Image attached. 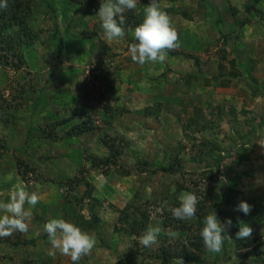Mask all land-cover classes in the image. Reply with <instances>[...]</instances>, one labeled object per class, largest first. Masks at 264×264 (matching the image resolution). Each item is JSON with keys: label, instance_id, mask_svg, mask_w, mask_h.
I'll list each match as a JSON object with an SVG mask.
<instances>
[{"label": "rangeland", "instance_id": "1", "mask_svg": "<svg viewBox=\"0 0 264 264\" xmlns=\"http://www.w3.org/2000/svg\"><path fill=\"white\" fill-rule=\"evenodd\" d=\"M205 1L160 0L179 42L163 63L131 60L130 20L123 39L103 38L101 0H33L32 39L16 28L1 33L18 40L6 53L0 37V201L14 185L40 199L26 233L0 238V264H71L49 254L43 226L53 218L95 237L78 264H164L162 248L193 251L197 215L211 211L232 220L227 230L244 222L264 236V214L244 220L228 204L221 215L215 206L217 197L264 198V91L254 92L249 78L264 87V0ZM148 2L126 18L143 20ZM212 77L217 84L206 85ZM86 117L89 129L78 127ZM246 135L244 160L233 164ZM182 191L199 198L186 220L170 211ZM157 222V242L140 245ZM201 244L203 262L184 264H251V248L226 239L211 253Z\"/></svg>", "mask_w": 264, "mask_h": 264}, {"label": "clouds", "instance_id": "2", "mask_svg": "<svg viewBox=\"0 0 264 264\" xmlns=\"http://www.w3.org/2000/svg\"><path fill=\"white\" fill-rule=\"evenodd\" d=\"M139 0H101L95 14L100 22L102 36L107 41L123 39L126 33L125 13L135 10ZM8 0H0V10L7 7ZM143 20L134 28H131L133 43L128 45V54L131 60L137 64L163 63L167 52L165 49H174L179 46L177 32L171 25L170 17L161 8L160 0H149L143 9ZM83 79V78H82ZM257 136H264V131L258 130ZM7 202L0 201V238L10 236L13 232L26 233V223L32 216V209L37 205L40 197L36 192L29 193L23 186H13ZM172 191H175L173 187ZM198 197L194 192L182 191L178 197L179 205L170 209L171 214L178 220L193 218L196 214ZM25 203L29 206L25 208ZM236 211L248 215L251 206L240 201L235 207ZM230 218L221 222L216 213L203 218V224L199 231L206 251L220 253L225 237L233 242L226 234V229L232 225ZM44 231L47 234L51 247L50 255L60 254L68 256L71 264H78L82 256H86L94 248L96 240L78 226L66 222L63 218H53L45 222ZM162 229L160 222L149 224L143 234L138 238L140 245L150 247L157 242ZM252 228L244 222L239 223L235 239L243 240L250 237ZM169 236L175 237V232H169ZM175 264H184L181 257L174 258Z\"/></svg>", "mask_w": 264, "mask_h": 264}, {"label": "trees", "instance_id": "3", "mask_svg": "<svg viewBox=\"0 0 264 264\" xmlns=\"http://www.w3.org/2000/svg\"><path fill=\"white\" fill-rule=\"evenodd\" d=\"M32 1L33 0H8L7 7L3 10H0V35L5 30H8L10 28H16L18 30L17 34L21 35L20 38L23 37L26 42H29L28 40H30V38L32 39L33 34H32V30L30 29L31 25L29 22L32 15H33L32 8H31V2ZM201 1L204 2L205 0H201ZM129 20L133 25L137 26L139 23L142 22V17L135 18L134 16H131V15L128 16V18H126L125 28H126V25L129 24ZM0 37H1L2 41L5 43L4 48H2V50L5 51L6 53H9L10 49H11L10 43L14 40H18V37L12 36L11 41L8 40L9 36L6 38V37H3L1 35ZM62 44H63V40L61 37H59L57 40V56H59L61 51H62V48H63ZM166 50L168 52L175 53L171 49H166ZM13 56H17L18 60H21L19 50H16L15 54ZM186 57H188V58L192 57L193 58V56H190L188 54H186ZM230 64L233 67H235L237 64H239V56L236 53H235L234 60H232L230 62ZM15 66L18 67L17 64H15ZM231 75L236 76L235 74H231ZM249 78H250V82L252 85L251 88L253 89L254 92L264 91V87H262L261 85H258L257 82L252 77L249 76ZM217 81L218 80L216 77H212V79L210 81L206 82V85H215V84H217ZM218 84L220 86L221 85H224V86L228 85L227 82H218ZM261 120L263 122L264 117H262ZM88 123H89V121L86 117V121H84L83 123L81 122L78 125V127L86 126V129H89ZM254 129L255 128H253V130ZM245 138L247 139V141L242 142V147L240 146L241 149L237 150V156H236L233 164H237V163L241 162L242 160H244L243 158L245 157V155L242 152V150L244 148L243 146H245L246 143L249 142V140H250L247 137V135ZM105 144H106V142H104V145ZM238 153H240V154H238ZM105 163H107V161H105ZM171 166L172 165L169 166L170 170H171ZM238 194L242 195L241 192H238L237 195ZM240 195H238V196H240ZM234 196H235L234 199H230V198H227V196H225L224 198L222 197L221 200H219L218 197L216 196L218 203L215 204V206L218 210L219 215H221V213H223L225 206H227V204L229 205V207L235 208L236 205H238V203L240 201H244V199H238V198H236V195H234ZM230 197H233V196H230ZM249 205L251 206V211L249 212L248 215H244L243 213L236 211V212L240 213L241 218H243L244 220H248V219L252 218L253 216L258 215L259 213L264 214V198L260 199L259 201L255 202L253 204H249ZM204 217L205 216H203L202 213L197 215V223L201 227L203 224V218ZM236 232L237 231L235 229H231V230L226 229V234L229 238H231L233 240L232 243L234 244V247L235 248H251V251L253 253V257L251 260H249V262H251V264H264V239H262V238H264V236L258 232L256 236L250 235V237L247 239L237 240V239H235V233ZM194 237L195 238H193V241H190V246L192 247L193 251L185 248L184 246L177 248V249H175V248L168 249L169 247L167 249L162 248L161 249L162 262L165 264V263L170 262V260L173 257L174 258L181 257L183 259V261L186 263H190V262L202 263L203 262V258H202L203 250H202V244H201L202 240H200L201 238L199 235L198 236L194 235ZM226 239H227V237H225V240ZM223 251H225V249ZM229 259H230V257H228V260Z\"/></svg>", "mask_w": 264, "mask_h": 264}]
</instances>
